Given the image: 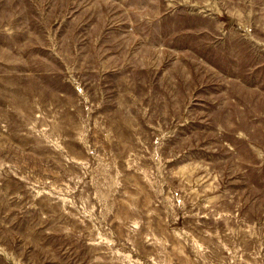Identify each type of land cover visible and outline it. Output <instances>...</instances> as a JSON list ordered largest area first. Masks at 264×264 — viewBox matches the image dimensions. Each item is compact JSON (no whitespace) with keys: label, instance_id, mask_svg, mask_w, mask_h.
Masks as SVG:
<instances>
[{"label":"rangeland","instance_id":"rangeland-1","mask_svg":"<svg viewBox=\"0 0 264 264\" xmlns=\"http://www.w3.org/2000/svg\"><path fill=\"white\" fill-rule=\"evenodd\" d=\"M0 264H264V0H0Z\"/></svg>","mask_w":264,"mask_h":264}]
</instances>
